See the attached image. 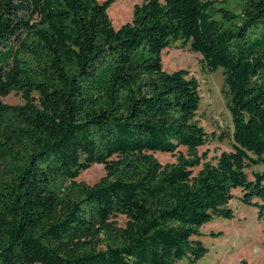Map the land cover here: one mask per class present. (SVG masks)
<instances>
[{"label": "trees", "instance_id": "1", "mask_svg": "<svg viewBox=\"0 0 264 264\" xmlns=\"http://www.w3.org/2000/svg\"><path fill=\"white\" fill-rule=\"evenodd\" d=\"M114 2L0 0V264H196L233 191L264 218V171L246 173L264 165V0H146L118 29ZM177 44L224 75L232 151L215 164L198 80L162 69Z\"/></svg>", "mask_w": 264, "mask_h": 264}, {"label": "rangeland", "instance_id": "2", "mask_svg": "<svg viewBox=\"0 0 264 264\" xmlns=\"http://www.w3.org/2000/svg\"><path fill=\"white\" fill-rule=\"evenodd\" d=\"M98 1L102 3L106 0ZM143 1L146 0H115L107 11L113 28L118 29L130 22L134 6ZM178 45L162 51V69L167 74L186 70L189 77L198 80L201 104L197 120L209 136H214L207 145L198 149V154L204 157L203 162L215 164L221 153L232 151L233 125L223 92L224 75L222 69L209 73L204 68L201 55L191 52L189 46L179 48ZM2 101L11 106L23 104L21 95L15 93ZM178 151L185 154L184 148H179ZM154 156L162 165L175 162L174 156L170 154L155 153ZM200 168L194 169L193 173L196 174ZM262 171L264 165L253 166L246 171L247 177L253 180V174ZM104 175L103 166L94 165L81 173L77 181L93 186ZM232 194L234 198L229 207L233 211V218H219L200 229L199 240L208 249V253L196 264H241L242 261L246 264H264V218L258 220L256 210L239 200L242 195L239 189ZM115 221L119 226H124L126 222L122 216H118ZM177 264L188 263L182 260Z\"/></svg>", "mask_w": 264, "mask_h": 264}]
</instances>
